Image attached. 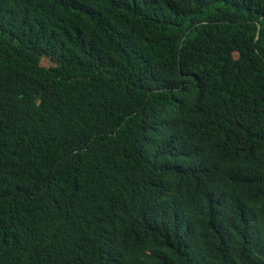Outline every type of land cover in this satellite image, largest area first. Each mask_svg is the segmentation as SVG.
Segmentation results:
<instances>
[{"label": "trees", "instance_id": "trees-1", "mask_svg": "<svg viewBox=\"0 0 264 264\" xmlns=\"http://www.w3.org/2000/svg\"><path fill=\"white\" fill-rule=\"evenodd\" d=\"M0 264H264V0H0Z\"/></svg>", "mask_w": 264, "mask_h": 264}]
</instances>
